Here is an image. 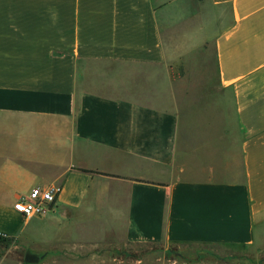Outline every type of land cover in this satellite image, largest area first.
<instances>
[{"label": "crops", "instance_id": "crops-1", "mask_svg": "<svg viewBox=\"0 0 264 264\" xmlns=\"http://www.w3.org/2000/svg\"><path fill=\"white\" fill-rule=\"evenodd\" d=\"M36 186L60 191L26 218ZM93 211L117 243L255 242L264 0H0V236L85 258L54 227Z\"/></svg>", "mask_w": 264, "mask_h": 264}, {"label": "rangeland", "instance_id": "rangeland-1", "mask_svg": "<svg viewBox=\"0 0 264 264\" xmlns=\"http://www.w3.org/2000/svg\"><path fill=\"white\" fill-rule=\"evenodd\" d=\"M78 216L59 221L54 231H60L59 236L63 238H73L76 246L85 247V250H79L87 251L85 258L80 253L79 259L45 260L44 252L40 250L45 245L31 242L29 237L0 236V264H264V227L255 242L248 246L167 242L129 244L112 240L121 233L122 217L118 219L108 211H93L84 218ZM92 243L96 244L91 246ZM91 251L96 253L95 259L89 258Z\"/></svg>", "mask_w": 264, "mask_h": 264}, {"label": "built area", "instance_id": "built-area-1", "mask_svg": "<svg viewBox=\"0 0 264 264\" xmlns=\"http://www.w3.org/2000/svg\"><path fill=\"white\" fill-rule=\"evenodd\" d=\"M60 189L55 186H36L20 197L13 205L16 212L26 218L42 217L52 211Z\"/></svg>", "mask_w": 264, "mask_h": 264}, {"label": "trees", "instance_id": "trees-1", "mask_svg": "<svg viewBox=\"0 0 264 264\" xmlns=\"http://www.w3.org/2000/svg\"><path fill=\"white\" fill-rule=\"evenodd\" d=\"M83 171V170H82Z\"/></svg>", "mask_w": 264, "mask_h": 264}]
</instances>
